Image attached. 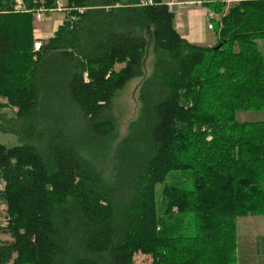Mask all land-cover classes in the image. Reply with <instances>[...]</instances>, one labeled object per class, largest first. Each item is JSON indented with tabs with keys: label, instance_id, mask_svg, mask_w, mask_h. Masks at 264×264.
Listing matches in <instances>:
<instances>
[{
	"label": "trees",
	"instance_id": "obj_1",
	"mask_svg": "<svg viewBox=\"0 0 264 264\" xmlns=\"http://www.w3.org/2000/svg\"><path fill=\"white\" fill-rule=\"evenodd\" d=\"M16 1L0 0V133L18 140L0 144V264H235L236 220L264 216V122L235 120L264 112V0H189L212 46L178 33L169 0H64L38 51L32 12L55 1ZM147 49L118 141L112 99Z\"/></svg>",
	"mask_w": 264,
	"mask_h": 264
},
{
	"label": "rangeland",
	"instance_id": "obj_2",
	"mask_svg": "<svg viewBox=\"0 0 264 264\" xmlns=\"http://www.w3.org/2000/svg\"><path fill=\"white\" fill-rule=\"evenodd\" d=\"M235 1L238 0H233V2L232 0L228 1L224 11H226L230 5L236 3ZM195 2L198 1L169 0L168 6L175 7L176 22L181 24L183 21L184 24L187 25L190 35L186 38L189 42L207 45V43L215 41V33L213 30L207 29V25H209L210 21H208L206 9H204L201 5H195ZM60 3L64 4L65 2L64 0H60ZM64 18L65 14L63 12H53L45 14L42 21L35 22L33 20L37 32V38L40 40L47 39L50 35H52L56 27L64 21ZM256 45L257 50L261 49L264 54V39L258 40ZM153 62L154 56L151 51L147 49L142 64L143 77L130 81L122 90L114 94L111 111L117 125L116 127L119 135L118 141L125 136L128 125L137 117L139 110L138 92L140 83L151 73ZM0 114L6 117H13L14 111H11L10 109H1ZM235 120L239 123L264 122V112H237L235 114ZM0 144L11 147L17 145L18 140L13 135L0 133ZM178 177L183 185L190 188L191 182L190 180H187V175H179ZM167 182L168 177L165 180V183ZM163 185L164 184H157L155 186V201L157 204L156 208L158 214L161 213V190ZM262 220L263 221L256 224L255 227L251 226L248 231L246 229H239L236 244L237 251H235V264H264V219ZM246 232L250 233V236L256 238L257 244L255 245V249L258 251V257L249 252V249L252 248V243L249 244L245 241ZM150 262L151 260L148 257L141 255H137L135 257V264H150Z\"/></svg>",
	"mask_w": 264,
	"mask_h": 264
},
{
	"label": "crops",
	"instance_id": "obj_3",
	"mask_svg": "<svg viewBox=\"0 0 264 264\" xmlns=\"http://www.w3.org/2000/svg\"><path fill=\"white\" fill-rule=\"evenodd\" d=\"M34 26H35V24H34ZM174 27L176 28L178 33L181 34L184 38H186L190 35V31L188 30L187 25H185L183 21L181 24L176 22V16H175V21H174ZM215 41H216V38H215ZM215 41H213V42L211 41L210 43H207V45L198 44V43H193V44H197L200 46H212L215 43ZM256 44H257V41H256ZM256 47H257V45H256ZM258 50H260L259 52H260V54L263 58V61H264L263 51H261V49H258ZM262 219H264V216H246V217L238 218L236 221V244H237L239 229H242V230L246 229L248 231V229L251 226L255 227L256 224L262 222L263 221ZM245 237H246L245 241H247L249 244L252 243V248L249 249V252L252 253L254 256H257L258 251L255 249V245L257 244L256 238L250 236V233H247V232L245 233ZM236 251H237V247H236Z\"/></svg>",
	"mask_w": 264,
	"mask_h": 264
},
{
	"label": "built area",
	"instance_id": "obj_4",
	"mask_svg": "<svg viewBox=\"0 0 264 264\" xmlns=\"http://www.w3.org/2000/svg\"><path fill=\"white\" fill-rule=\"evenodd\" d=\"M54 1H55V5L53 7L46 8V9L41 7V8L36 9L34 12H32L33 19H34L35 22L42 21L44 19L45 14H49V13H53V12H65L67 10V9L64 8V6L62 4H60V0H54ZM228 1H231V0H227L225 2L227 3ZM194 4L197 5V6H200L201 5V3L199 1L198 2H195ZM15 8L17 10L22 9L20 1H18V0L16 1ZM77 12L78 13H81L82 10H79L78 9ZM209 17L210 16L208 15L207 18L209 19ZM70 19H74V17L73 18H70ZM207 29H209V30L212 29V27L210 26V24L207 25ZM33 32L35 34V41L33 43V50L34 51H38L39 48H40V45H41V40L39 38H37V36H36L37 35L36 34L37 33L36 32V29H34ZM3 189H4V185L0 181V193L3 191ZM5 213H6V205L4 204V202H1L0 201V228H4V227L7 226V223L8 222H7Z\"/></svg>",
	"mask_w": 264,
	"mask_h": 264
}]
</instances>
